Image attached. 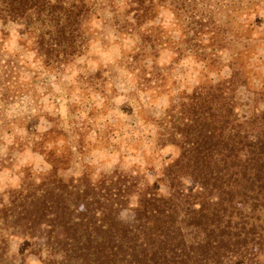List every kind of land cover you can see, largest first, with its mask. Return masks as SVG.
I'll list each match as a JSON object with an SVG mask.
<instances>
[{
  "label": "trees",
  "instance_id": "trees-1",
  "mask_svg": "<svg viewBox=\"0 0 264 264\" xmlns=\"http://www.w3.org/2000/svg\"><path fill=\"white\" fill-rule=\"evenodd\" d=\"M125 3L132 24L121 27L137 42L124 73L144 93L168 101L156 120L158 137L177 152L157 180L166 192L121 169L95 181L86 172L66 174L74 153L55 146L47 152V132L36 145L49 169H27L0 193V264H15L8 257L12 237L34 241L39 231L41 243L30 253L41 264H257L264 253V108L239 112L250 106L239 95L248 83L228 36H243V27L222 28L203 0ZM162 9L172 17L169 28L157 22ZM92 13L84 0H0V20L25 25L21 45L47 72L66 71L88 48ZM235 15L230 10L225 23ZM226 52L235 58L228 64ZM186 61L199 66L200 77L182 89L175 71ZM16 68L11 59L0 64L6 76Z\"/></svg>",
  "mask_w": 264,
  "mask_h": 264
},
{
  "label": "rangeland",
  "instance_id": "rangeland-1",
  "mask_svg": "<svg viewBox=\"0 0 264 264\" xmlns=\"http://www.w3.org/2000/svg\"><path fill=\"white\" fill-rule=\"evenodd\" d=\"M84 1L93 9L88 48L63 72L45 71L33 52L23 48L21 42L26 35L22 22L4 24L0 20V64L11 59L17 65L10 76L0 72V193L17 186L27 169L36 173L49 169L36 144L43 134L51 131L48 139L52 141L43 143L49 144L47 152L55 146L61 150L70 147L74 153L66 174L86 172L95 181L103 173L121 169L140 174L154 183L158 191L166 192L157 180L177 152L158 137L156 120L168 101L165 96L154 98L144 93L137 80L124 73V61L129 59L127 54L137 42L136 34L121 27L132 24L131 15L125 14L128 6L125 0ZM203 3L204 11L215 14L214 20L220 21L222 28L238 32V26L243 27L240 29L243 36H228L235 39L231 50H239L236 66L248 83L239 90V95L243 104L250 106H240L239 112L263 109L264 0H203ZM237 6L242 10L235 15ZM230 10L238 17L231 25L232 20L226 24L224 18ZM157 22L171 27L170 12L162 9ZM249 28L251 33L246 31ZM233 59L231 52L223 56L225 64ZM169 61L163 54L160 62L168 65ZM198 67L190 61L176 65L180 88H191L199 80V69L195 70ZM227 73L225 68L220 75ZM249 96L252 99H247ZM185 186L191 188L192 184L185 181ZM259 214L264 221V210ZM41 233L34 241L12 237L8 257L15 264H41L30 253L40 245ZM257 264H264V253L258 255Z\"/></svg>",
  "mask_w": 264,
  "mask_h": 264
}]
</instances>
